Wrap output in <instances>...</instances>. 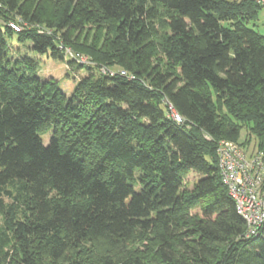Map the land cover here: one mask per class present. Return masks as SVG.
<instances>
[{
    "label": "trees",
    "instance_id": "1",
    "mask_svg": "<svg viewBox=\"0 0 264 264\" xmlns=\"http://www.w3.org/2000/svg\"><path fill=\"white\" fill-rule=\"evenodd\" d=\"M1 3L0 264H264V225L246 236L217 155L223 140L247 148L246 130L264 156V36L248 28L264 6ZM20 20L16 33L8 23ZM103 23L111 36L74 50L95 64L70 61L87 70L71 97L9 57L7 36L18 34L63 61L75 33ZM103 66L134 79L95 76ZM191 173L200 177L186 190Z\"/></svg>",
    "mask_w": 264,
    "mask_h": 264
},
{
    "label": "built area",
    "instance_id": "2",
    "mask_svg": "<svg viewBox=\"0 0 264 264\" xmlns=\"http://www.w3.org/2000/svg\"><path fill=\"white\" fill-rule=\"evenodd\" d=\"M264 6V0H256ZM0 8L2 3L0 0ZM10 21L8 26L16 33H20L28 25ZM39 33H45L40 29ZM49 33V32H48ZM73 60L80 64L94 66L89 58L74 52H68ZM102 74L114 77L117 75L134 79L132 74L125 70H108L104 68ZM167 116L178 124H183L184 119L175 110L172 104L166 102ZM219 169L222 181L227 188L228 195L234 200L236 210L246 225V236H256L264 225V156L258 148L249 151L231 141H221L217 149Z\"/></svg>",
    "mask_w": 264,
    "mask_h": 264
},
{
    "label": "rangeland",
    "instance_id": "3",
    "mask_svg": "<svg viewBox=\"0 0 264 264\" xmlns=\"http://www.w3.org/2000/svg\"><path fill=\"white\" fill-rule=\"evenodd\" d=\"M0 21H2L3 24V20ZM248 28L253 29L260 35L264 36V8L259 11L257 20L248 24ZM107 34L108 36H111L113 34V25L110 23H103L101 27H97L96 25H88L82 32L74 34L72 40L73 49L69 46V48L65 50V58L63 61L56 60L47 54H38L33 52L31 42L20 41L19 35L14 34L11 37L7 36L9 57L13 62H22V71L30 76L35 75L42 80H46L49 78L55 79L59 84V88L67 96L71 97L75 93L78 85L87 76V70L86 67L80 68L77 65L72 66L70 64L72 58L70 55H68V52H74V50L76 49V51L86 53L88 50L90 51L91 46H94L95 44H98L100 46ZM99 36L101 39L100 42L98 41ZM86 58L88 57L86 56ZM90 62H92L91 59ZM104 68L113 71L119 70V67L117 66H113L111 67V69L107 66H103L99 69H94V75L97 77L102 75V70ZM42 138L45 144H47L50 141L51 133L49 132L46 134H42ZM206 139L210 140L209 138H207V136ZM248 139H250V142L246 143V146L251 152L257 147V140L253 136H250L248 131L242 130L239 144H243V142H246ZM199 177L200 176L195 173L189 174L184 182L185 189H193ZM51 195L57 196V193L52 191Z\"/></svg>",
    "mask_w": 264,
    "mask_h": 264
}]
</instances>
